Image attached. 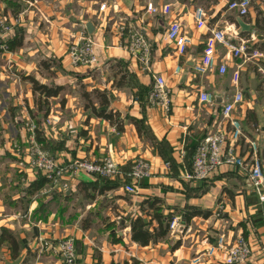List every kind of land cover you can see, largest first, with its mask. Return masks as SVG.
Returning <instances> with one entry per match:
<instances>
[{"label": "crops", "instance_id": "crops-1", "mask_svg": "<svg viewBox=\"0 0 264 264\" xmlns=\"http://www.w3.org/2000/svg\"><path fill=\"white\" fill-rule=\"evenodd\" d=\"M228 2L0 0V17L17 20L16 27L23 35L22 44L4 53L0 64V96H5L0 99V132H6L9 126L13 137L25 145L24 122L30 118L38 123L40 137L49 142L60 161H99L111 156L128 171L133 160L141 156L152 166V175L140 180L136 194L125 190L124 181L128 178L109 180L81 172L67 174L63 184L52 187L39 206L36 196L47 190L48 183L38 186L42 172L19 168L11 161L9 165L17 167L19 179L25 182L17 198L18 206L21 204L24 209L0 216V233L2 228L10 230L20 248L14 257L10 245H2L0 264H65L60 250L41 247L40 236L55 241L74 238L79 264H195L191 259L198 254L201 239L207 236L212 243L222 234L229 238L244 235L252 247L247 264H264V201L251 189L248 174L237 166L224 164L207 180L185 177L192 170L196 146L222 120L223 105L234 94L231 74L236 68L240 69L244 95L236 111L245 133L242 153H246L248 140H257L264 163V0H252L249 15L241 17L251 25L250 31L239 30V15L228 8ZM148 3L159 12H149ZM103 4L105 7L101 8ZM166 4L171 6L168 14L162 12ZM199 6L207 19L201 28L194 17ZM174 19L181 21L183 32L191 37L183 55L166 35L169 22ZM256 22L261 28L255 31ZM121 25L137 28L150 42L152 71H146L128 50L120 34ZM213 29L234 30L238 34L233 39L236 44L240 38H250L253 44L258 39L263 41L258 49L261 54L234 57L228 47L218 43L216 62L225 61L227 73L221 75L217 69L197 73L194 66ZM245 32L249 37H245ZM81 33L96 40L99 64L88 67L72 63L68 44ZM253 58L259 62H253ZM9 64L22 75L21 81L9 76ZM154 74L163 76L171 90L168 110L147 103ZM30 77L62 88L58 95L46 97L34 89ZM95 90L106 93L107 110L114 112L112 120L95 112V108H102ZM202 91L213 92L215 101L202 102ZM11 117L15 118L14 123ZM161 141L171 151L174 168L159 153ZM154 197L162 200L165 213L179 216L181 224L171 229L166 238L141 245L132 239L131 219L143 213L141 205L145 199ZM195 211L209 215L197 213L187 218V213ZM180 247L185 249L184 258L177 257ZM224 257V253H219L199 264H224Z\"/></svg>", "mask_w": 264, "mask_h": 264}, {"label": "built area", "instance_id": "built-area-1", "mask_svg": "<svg viewBox=\"0 0 264 264\" xmlns=\"http://www.w3.org/2000/svg\"><path fill=\"white\" fill-rule=\"evenodd\" d=\"M252 0H229L228 8L235 10L240 17L249 15ZM105 4L101 6L104 8ZM147 10L153 14L159 12V9L152 3L147 4ZM171 6L166 4L162 8L163 13H170ZM194 17L198 27L206 25V13L202 7L194 10ZM16 21H11L4 15L0 19V48L4 53L9 52L6 40L13 31ZM120 34L126 42L128 50L135 56L146 71H152L150 65L151 44L146 37L137 28L132 26H120ZM169 40L176 44L178 52L183 55L191 44V37L183 32V25L179 19L169 22L167 33ZM238 34L234 30L213 29L207 37L205 47L199 61L194 69L197 73L205 74L208 71L217 69L221 75L228 71V65L225 61L217 64L216 53L217 44L222 43L228 47L234 57L247 58V43L250 38H240L239 43L233 39ZM97 42L93 37L81 33L78 37H73L68 44V54L74 65L95 66L99 64V57L96 53ZM261 53L256 51L254 56ZM250 58V57H249ZM180 70V66L177 71ZM240 69L236 68L231 74V85L234 94L226 100L222 109V120L218 128L204 138L197 145L192 170L185 173V177L194 181H203L209 179L224 164L234 165L241 168L248 174V181L251 189L258 195L260 201H264V163L260 155L259 143L257 140H248L246 153H242L243 143L245 142V133L243 120L236 114L239 106L243 103L244 95L240 87ZM154 83L147 97V103L152 106H160L168 110L171 106V90L166 84V80L159 74H154ZM200 100L212 104L215 101L213 92L202 91ZM30 131L36 127L29 123ZM34 145L31 148L30 163L37 168L49 181L57 185L66 178L67 174H79L81 172L96 174L110 179L121 177L124 181V188L127 192L136 194L138 184L141 179L152 175L151 162L138 156L132 162L128 171H124L119 164L111 157H105L99 161H92L87 158L74 159L70 161H60L45 148L38 146L33 140V133L30 135ZM181 224L179 216H174L170 223V229H175ZM187 227V226H185ZM41 247L52 250H60L65 264H74L78 257L75 240L72 237H64L58 241L48 240L40 236ZM202 245L196 256L191 259L192 263L199 264L206 258H213L219 253H224V264H247L252 254L250 242L244 235H238L229 238L222 234L218 236L216 242H210L208 237L201 239ZM264 246V241H263ZM179 258H184L185 249L180 247L178 250Z\"/></svg>", "mask_w": 264, "mask_h": 264}, {"label": "trees", "instance_id": "trees-1", "mask_svg": "<svg viewBox=\"0 0 264 264\" xmlns=\"http://www.w3.org/2000/svg\"><path fill=\"white\" fill-rule=\"evenodd\" d=\"M13 2V1H12ZM264 28V26H262ZM261 28L259 22L255 23V31L256 29ZM20 29H17L16 25L13 27V31L11 32L10 36H8L6 40V44L8 46L9 51L15 50L19 47L23 42V35L19 32ZM4 54L3 49L0 48V64L2 61V56ZM31 81L33 82L34 89L41 94L46 95V97L56 96L61 90V86H48L46 84L40 83L34 77H30ZM96 96H99L101 99L102 108L97 110L95 108V112L98 115L110 119H113V111H108L107 106L109 101L106 93L99 92L95 90ZM150 93V91H149ZM148 93V95H149ZM86 96H90L89 93L85 94ZM147 95V96H148ZM41 105L45 106V103L41 101ZM39 139L45 142L44 138H41L40 129L38 130ZM204 138V136H203ZM202 140V139H201ZM49 142H45L48 146ZM159 143V153L164 158V160L171 166L175 167V160L169 150L168 146L165 142L161 141ZM197 148V146H196ZM196 150V149H195ZM193 164V162H192ZM109 179V178H107ZM110 180V179H109ZM49 179L43 175L42 180L39 182V187L43 186L45 182H48ZM195 189H199L196 187ZM205 191V190H204ZM141 209L143 211L142 214H137L131 219V230H132V239L138 242L141 245H148L151 243H155L159 240H162L167 237L170 232V223L174 218V214L172 212L165 213L163 202L160 198H147L143 201L141 205ZM197 213H201L204 216H208L209 212H196L195 213H187V218L192 217V215H196ZM156 222V224H154ZM5 243H8L12 249V254L15 257L19 252V242L16 236L8 229L2 228V232L0 233V248ZM76 245V244H75ZM74 264H79V260L77 259Z\"/></svg>", "mask_w": 264, "mask_h": 264}, {"label": "rangeland", "instance_id": "rangeland-1", "mask_svg": "<svg viewBox=\"0 0 264 264\" xmlns=\"http://www.w3.org/2000/svg\"><path fill=\"white\" fill-rule=\"evenodd\" d=\"M245 37H249L246 32H245ZM262 44H263V41H260L259 39L255 44L249 41L247 43L248 47L246 49L247 50L246 52L248 54L247 58L249 57L252 58L254 56L255 50L259 52ZM252 61L259 62L256 58L255 59L253 58ZM253 62H251V65L254 64ZM260 62L262 61L260 60ZM6 70L10 77L21 81L22 75L11 64L6 65ZM1 98H5V96H0V99ZM9 106L10 105H8L7 108ZM0 107H1V102H0ZM10 120H12L14 123L15 118L11 117ZM29 123L31 124V126L33 124L35 125L36 127L35 135H34V131L32 132L30 131V128L28 125ZM1 125L2 124L0 123V129H1ZM24 127L26 129L25 145L21 144L22 142H20L16 137H13V133H12L13 130H11L9 126L7 127L6 132H0V151L3 150L2 154L0 153V216L1 218L4 216H9L11 214H14L17 211L16 209H18L17 212H20V207L24 209V207L21 204H20V207L18 206L17 201L20 200V198L19 199L17 198L25 182L24 180L19 179L21 173L19 172L17 167L15 165L10 166L9 163L11 161H15V163L19 166V168L29 167L37 172H40L37 168L33 167L30 163V156L32 152L31 148L34 145V142H32L30 135L33 133V140L35 141V143L38 146L50 151L52 155L58 158L56 154L54 153V151L49 147V145L47 146L45 142L39 139V134H38L39 127H38V123L34 119L26 118L24 122ZM4 139H6L7 142H3ZM7 147H9L10 149H7ZM62 182L64 181H60L58 184L61 185L63 184ZM54 186H55L54 182L48 181V183H46L45 185V188L47 190H44L43 191L44 193H40L36 196V198L39 199V206L43 204L44 202L43 200L48 198L51 192L50 190ZM39 215L40 214L35 213V216L37 218L40 217Z\"/></svg>", "mask_w": 264, "mask_h": 264}, {"label": "water", "instance_id": "water-1", "mask_svg": "<svg viewBox=\"0 0 264 264\" xmlns=\"http://www.w3.org/2000/svg\"><path fill=\"white\" fill-rule=\"evenodd\" d=\"M237 23L239 25V30H245V31L251 30V25L249 23L245 22L240 16H238V18H237ZM87 27L90 31H92L91 30V23H88Z\"/></svg>", "mask_w": 264, "mask_h": 264}]
</instances>
